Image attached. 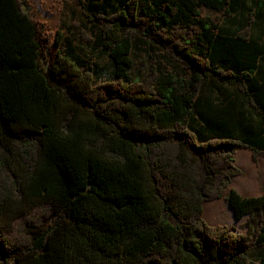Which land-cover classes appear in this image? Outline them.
Listing matches in <instances>:
<instances>
[{"label": "trees", "instance_id": "1", "mask_svg": "<svg viewBox=\"0 0 264 264\" xmlns=\"http://www.w3.org/2000/svg\"><path fill=\"white\" fill-rule=\"evenodd\" d=\"M76 1L99 25L107 79L64 52L60 31L51 43L26 0H0V264H254L264 194L231 182L237 150L264 148L222 134L233 108L258 109L264 75L218 57L251 48L248 29L221 32L244 2L102 0L91 14ZM137 36L159 51L130 78ZM211 79L235 92L203 89ZM219 198L240 226L207 224L204 202Z\"/></svg>", "mask_w": 264, "mask_h": 264}, {"label": "rangeland", "instance_id": "2", "mask_svg": "<svg viewBox=\"0 0 264 264\" xmlns=\"http://www.w3.org/2000/svg\"><path fill=\"white\" fill-rule=\"evenodd\" d=\"M27 9L32 17L41 24L44 34L52 43L56 31L63 34L62 48L65 53L71 56H78L80 62H86L94 70L97 80H104L110 77L112 64L104 49L98 44L99 25L96 22L89 21L82 12L81 5L76 0H26ZM88 10L91 14L96 11L94 6L102 3V0H85ZM93 2L95 5L89 3ZM239 1V0H238ZM243 8L239 6L233 11V15L225 17L222 21V27L228 30L226 35L229 39L239 40L237 31L249 30L248 40L250 44H256L259 51L264 56V8L255 15L257 4L262 0H242ZM204 15L213 16L215 12L205 10ZM252 16V18H251ZM251 18V19H250ZM236 28V30H235ZM80 34L90 36L91 40H84ZM252 42V43H251ZM249 48V47H248ZM252 49V48H250ZM159 51L157 47L144 37H135L133 44L132 58L133 66L127 72L130 78L138 76L137 61L140 58L148 57L149 54H155ZM158 62L164 67H169L182 71V67L175 62L166 61L158 56ZM205 90H213L216 94H230L235 92V86L228 80L221 83L218 80L211 79L203 86ZM235 165L242 170V174L232 178L231 187L238 190L244 196H258L264 194V155L260 154L256 159L252 156V151L247 148L238 149L234 157ZM220 200H210L204 204V220L210 226H229L235 224L240 226V221H234L232 209L224 198ZM254 251L251 254V261L254 264H264V251L261 254Z\"/></svg>", "mask_w": 264, "mask_h": 264}, {"label": "crops", "instance_id": "3", "mask_svg": "<svg viewBox=\"0 0 264 264\" xmlns=\"http://www.w3.org/2000/svg\"><path fill=\"white\" fill-rule=\"evenodd\" d=\"M227 31L228 30L226 29V27H222V23H221V32L224 36H226ZM247 43L250 42L247 41ZM247 43L244 44L248 46ZM251 48L252 49L249 50H242V52L237 54L235 57L232 54H230V57H227L225 54H220L218 55V57L219 60L222 59L228 60V61H223L224 64L226 65L228 64L229 66L240 65L241 67H243L242 69H246L248 68V66L252 67L253 65H256L257 69L255 70V72L259 71L264 75L263 52L259 51L256 44H251ZM257 78L259 84L263 85L264 78L260 76ZM257 103L259 105L258 109L251 108L248 105L233 108L231 113L234 119L230 121L229 126L226 129V132H224L222 136H230L238 140H242L244 138L250 141L251 143H253L254 145H256L258 148H264V98L260 97L257 100ZM259 195L261 194L259 193ZM214 201L215 200L211 202L213 203ZM206 202H204V204H206ZM204 214H205V209L203 205V216ZM234 221H236L235 218Z\"/></svg>", "mask_w": 264, "mask_h": 264}]
</instances>
